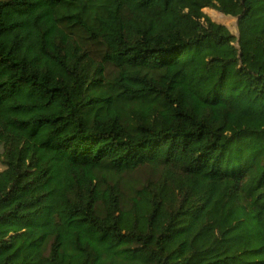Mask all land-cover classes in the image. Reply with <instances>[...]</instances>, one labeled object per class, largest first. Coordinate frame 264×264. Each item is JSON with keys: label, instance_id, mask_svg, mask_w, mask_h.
Segmentation results:
<instances>
[{"label": "trees", "instance_id": "obj_1", "mask_svg": "<svg viewBox=\"0 0 264 264\" xmlns=\"http://www.w3.org/2000/svg\"><path fill=\"white\" fill-rule=\"evenodd\" d=\"M236 87L264 105V0H0V264H264Z\"/></svg>", "mask_w": 264, "mask_h": 264}, {"label": "rangeland", "instance_id": "obj_2", "mask_svg": "<svg viewBox=\"0 0 264 264\" xmlns=\"http://www.w3.org/2000/svg\"><path fill=\"white\" fill-rule=\"evenodd\" d=\"M205 11L209 14V16L216 22H220L225 24L227 27L236 28V21L234 18L226 17L222 15L221 13L206 8ZM234 71V66H231L229 68V73H232ZM237 77L233 74L228 75L227 82L234 84L237 81ZM244 89L242 87H236L235 93L236 96V103L238 105V108L242 110L243 112L247 113H253L256 114L262 118H264V105H259L255 102H252L246 98H244V95H239L240 92H242Z\"/></svg>", "mask_w": 264, "mask_h": 264}]
</instances>
